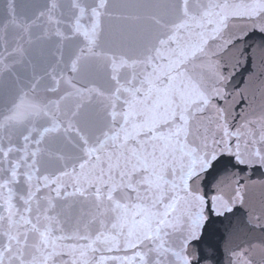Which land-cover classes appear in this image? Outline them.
<instances>
[{"label":"snow or ice","instance_id":"snow-or-ice-1","mask_svg":"<svg viewBox=\"0 0 264 264\" xmlns=\"http://www.w3.org/2000/svg\"><path fill=\"white\" fill-rule=\"evenodd\" d=\"M255 31L264 0H0V264H264Z\"/></svg>","mask_w":264,"mask_h":264},{"label":"water","instance_id":"water-1","mask_svg":"<svg viewBox=\"0 0 264 264\" xmlns=\"http://www.w3.org/2000/svg\"><path fill=\"white\" fill-rule=\"evenodd\" d=\"M261 41H264V33H259L258 31L249 33V37L247 38V43L249 45H256L259 44ZM255 70L254 64L252 63H246L242 69L239 70V75L237 76V81L241 80H247L249 74ZM237 101H239V97H237ZM257 102L259 103V97ZM247 107V103L241 104L237 107V112L241 111L243 108ZM240 168H243V171L240 172L241 176H250L251 179L260 181L264 180V169L257 168L255 170L244 168L243 166H240ZM248 199L250 202L254 203L259 207L261 202H264V187L259 185L257 183L255 186L250 187L249 193H248ZM247 221V210L241 209L234 218V223H238L242 229L239 237V239H244L248 235L245 230V224ZM258 235V233L254 234ZM220 259L222 261V264H227V257L226 254L223 251V248H221L220 252Z\"/></svg>","mask_w":264,"mask_h":264}]
</instances>
